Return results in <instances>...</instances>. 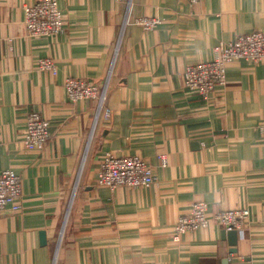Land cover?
Listing matches in <instances>:
<instances>
[{
  "label": "crops",
  "instance_id": "crops-1",
  "mask_svg": "<svg viewBox=\"0 0 264 264\" xmlns=\"http://www.w3.org/2000/svg\"><path fill=\"white\" fill-rule=\"evenodd\" d=\"M34 1L0 0V171L22 178L21 211L0 213V264H264V60L229 63L207 101L182 75L264 32V0H56L63 32L28 37ZM44 59L56 75L37 68ZM67 79L105 89L104 109L69 103ZM30 112L50 123L40 151L23 144ZM105 154L143 159L155 184L99 188ZM197 201L208 218L249 213L235 254L212 220L172 240Z\"/></svg>",
  "mask_w": 264,
  "mask_h": 264
},
{
  "label": "built area",
  "instance_id": "built-area-1",
  "mask_svg": "<svg viewBox=\"0 0 264 264\" xmlns=\"http://www.w3.org/2000/svg\"><path fill=\"white\" fill-rule=\"evenodd\" d=\"M118 1V0H117ZM194 6L202 0H184ZM136 24L145 31H153L159 25L155 18H138ZM64 19L56 0H35L24 7L23 27L28 37H54L63 32ZM215 57L210 62H202L185 67L183 88L196 94L202 100H208L215 90L226 84L227 65L236 60H244L257 65L264 60V32L253 31L236 36L233 40L220 43L214 48ZM41 71H51L56 75V67L51 60L44 59L37 64ZM66 99L76 104L87 100H96L104 109L106 90L88 80L67 79L64 82ZM105 119L110 113L104 111ZM50 123L37 112L27 116L23 144L26 148L42 150L50 139ZM99 188L114 190L117 188H150L155 184L151 167L139 157H115L103 155L96 181ZM22 178L10 170L0 171V213L8 211L17 214L21 211ZM204 202H194L190 212L177 219L172 240L177 242L181 235L197 229L207 228L210 220L224 231H236L243 235L249 213L247 211H226L208 218Z\"/></svg>",
  "mask_w": 264,
  "mask_h": 264
},
{
  "label": "water",
  "instance_id": "water-1",
  "mask_svg": "<svg viewBox=\"0 0 264 264\" xmlns=\"http://www.w3.org/2000/svg\"><path fill=\"white\" fill-rule=\"evenodd\" d=\"M221 238L222 240L227 239L229 246L234 247L233 249L230 250L231 254H235L236 253V245L239 239L238 233L236 231H221ZM45 243V234H41V245H43Z\"/></svg>",
  "mask_w": 264,
  "mask_h": 264
}]
</instances>
